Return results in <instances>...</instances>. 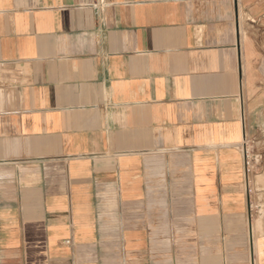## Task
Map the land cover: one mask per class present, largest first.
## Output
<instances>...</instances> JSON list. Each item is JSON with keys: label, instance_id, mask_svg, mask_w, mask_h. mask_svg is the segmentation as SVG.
Here are the masks:
<instances>
[{"label": "crops", "instance_id": "1", "mask_svg": "<svg viewBox=\"0 0 264 264\" xmlns=\"http://www.w3.org/2000/svg\"><path fill=\"white\" fill-rule=\"evenodd\" d=\"M264 0H0V264H264Z\"/></svg>", "mask_w": 264, "mask_h": 264}, {"label": "rangeland", "instance_id": "2", "mask_svg": "<svg viewBox=\"0 0 264 264\" xmlns=\"http://www.w3.org/2000/svg\"><path fill=\"white\" fill-rule=\"evenodd\" d=\"M245 152L249 160L248 194L251 217L256 222L252 236L258 238L259 234L264 236V134L249 137L245 141Z\"/></svg>", "mask_w": 264, "mask_h": 264}, {"label": "bare ground", "instance_id": "3", "mask_svg": "<svg viewBox=\"0 0 264 264\" xmlns=\"http://www.w3.org/2000/svg\"><path fill=\"white\" fill-rule=\"evenodd\" d=\"M258 244H259V249L261 250V246L264 244V240H263V239L260 240V241L258 242Z\"/></svg>", "mask_w": 264, "mask_h": 264}, {"label": "built area", "instance_id": "4", "mask_svg": "<svg viewBox=\"0 0 264 264\" xmlns=\"http://www.w3.org/2000/svg\"><path fill=\"white\" fill-rule=\"evenodd\" d=\"M247 169H248V171H249V165H248V168H247Z\"/></svg>", "mask_w": 264, "mask_h": 264}]
</instances>
